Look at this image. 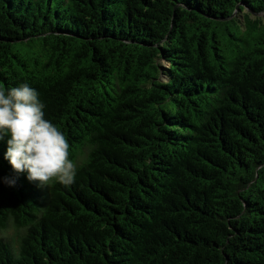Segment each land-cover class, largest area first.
I'll return each instance as SVG.
<instances>
[{
  "label": "trees",
  "instance_id": "obj_1",
  "mask_svg": "<svg viewBox=\"0 0 264 264\" xmlns=\"http://www.w3.org/2000/svg\"><path fill=\"white\" fill-rule=\"evenodd\" d=\"M78 163L3 159L0 264H264V0H0V85Z\"/></svg>",
  "mask_w": 264,
  "mask_h": 264
},
{
  "label": "clouds",
  "instance_id": "obj_2",
  "mask_svg": "<svg viewBox=\"0 0 264 264\" xmlns=\"http://www.w3.org/2000/svg\"><path fill=\"white\" fill-rule=\"evenodd\" d=\"M39 92L27 83L0 85V141L6 139L3 159L16 174L38 188L53 181L64 186L75 182L78 163L71 158V144L62 129L46 118ZM0 182L15 186L12 176Z\"/></svg>",
  "mask_w": 264,
  "mask_h": 264
}]
</instances>
